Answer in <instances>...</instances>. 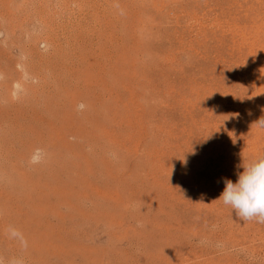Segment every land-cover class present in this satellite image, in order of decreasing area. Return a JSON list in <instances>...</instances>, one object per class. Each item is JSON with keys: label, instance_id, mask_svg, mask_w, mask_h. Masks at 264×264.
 Listing matches in <instances>:
<instances>
[{"label": "rangeland", "instance_id": "rangeland-1", "mask_svg": "<svg viewBox=\"0 0 264 264\" xmlns=\"http://www.w3.org/2000/svg\"><path fill=\"white\" fill-rule=\"evenodd\" d=\"M260 119L264 0H0V264H264Z\"/></svg>", "mask_w": 264, "mask_h": 264}, {"label": "clouds", "instance_id": "clouds-1", "mask_svg": "<svg viewBox=\"0 0 264 264\" xmlns=\"http://www.w3.org/2000/svg\"><path fill=\"white\" fill-rule=\"evenodd\" d=\"M264 128V119L256 122ZM237 179L224 180V189L217 200L230 206L237 216L245 221L256 220L264 223V154L243 161Z\"/></svg>", "mask_w": 264, "mask_h": 264}]
</instances>
